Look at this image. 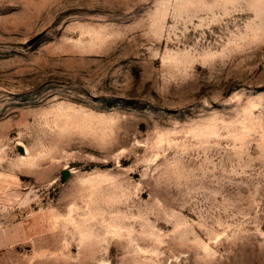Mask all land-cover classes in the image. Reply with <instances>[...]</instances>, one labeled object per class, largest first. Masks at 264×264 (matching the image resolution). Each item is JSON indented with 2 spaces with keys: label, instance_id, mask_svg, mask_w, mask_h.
<instances>
[{
  "label": "rangeland",
  "instance_id": "374dc122",
  "mask_svg": "<svg viewBox=\"0 0 264 264\" xmlns=\"http://www.w3.org/2000/svg\"><path fill=\"white\" fill-rule=\"evenodd\" d=\"M0 264H264V0H0Z\"/></svg>",
  "mask_w": 264,
  "mask_h": 264
}]
</instances>
